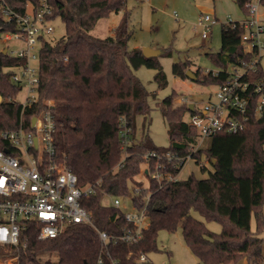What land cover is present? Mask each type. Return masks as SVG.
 I'll use <instances>...</instances> for the list:
<instances>
[{"label": "trees", "instance_id": "obj_1", "mask_svg": "<svg viewBox=\"0 0 264 264\" xmlns=\"http://www.w3.org/2000/svg\"><path fill=\"white\" fill-rule=\"evenodd\" d=\"M38 0H8L16 10H23L26 2ZM53 17L64 24V34L46 42L40 49L38 67V106L21 108L14 99L20 90L10 78L9 67L20 59L0 52V131L26 125L38 109L49 106L54 122V155L77 176L78 184L100 180L99 189L81 199V205L91 212L92 223L105 231L109 238L103 244L97 232L87 224L74 223L54 238L39 239V225L26 220L20 229L16 246L0 244V259L20 255L32 264H134L141 253L156 249L160 230L173 232L180 228L186 246L200 264H234L242 258L247 264L264 260V111L250 115L245 128L235 133L218 132L198 145L196 129L183 119L189 110L182 103L173 106L176 92L161 100V114L167 123L168 147H157L146 137L134 134V118L146 113L147 91L133 74L140 66L153 68L158 87L167 83L166 75L156 56L146 57L140 48L129 49L127 42L132 31L128 26L126 0H47ZM249 0H234L243 14H247ZM264 7V0H258ZM123 14L112 34L97 37L91 33L97 21L111 12ZM0 28L12 29L0 15ZM242 28L222 23L220 47L206 55L220 67L219 75H201L200 68L192 72L206 84L221 82L229 65L248 62L251 52L244 51ZM162 54L170 56V51ZM189 59L173 62L172 74L189 79L185 74ZM251 80H264V70L258 64ZM191 80V79H189ZM125 116L131 128V142L122 159L118 136L119 116ZM5 143L0 138V148ZM175 155L190 154L196 163L202 155L212 169L207 176L197 178L191 172L184 179L156 181L150 174L155 160L148 163V185L134 180L140 171L143 154L148 151ZM121 160V165H114ZM166 171L178 174L183 164L172 159ZM135 185L138 190H135ZM104 194L129 196L132 205L146 204L149 226L135 243L121 241L115 236L130 227L120 208L102 204ZM199 213L205 220L217 221L219 232L209 230L194 217ZM252 221L255 227L252 229ZM51 256H55L52 259Z\"/></svg>", "mask_w": 264, "mask_h": 264}, {"label": "built area", "instance_id": "obj_2", "mask_svg": "<svg viewBox=\"0 0 264 264\" xmlns=\"http://www.w3.org/2000/svg\"><path fill=\"white\" fill-rule=\"evenodd\" d=\"M246 6L248 12L245 17L239 20L227 17L224 23L237 24L242 28L241 42L244 51L252 53L251 59L240 65H229L226 77L215 84L216 90L208 94L206 100L195 102L184 96L178 99L179 104H192L185 121L196 129L199 141L218 132H239L245 128L252 113L257 116L264 111V80H251L248 76L250 72H255L264 56V21L258 0H249ZM0 15L13 27L0 28L1 41L20 43L19 47L10 51L6 49V52L20 59L19 64L9 69L12 82L20 90H26L25 99L20 102L21 108L37 107L40 49L52 40L53 22L57 18L53 17L52 6L47 0H38L37 3L27 1L21 11L14 9L8 0H0ZM216 22L218 19L209 14L198 18L196 24L203 39ZM201 71L212 76L220 73L219 69ZM50 104L51 101L47 100L46 106L30 116L28 124L20 123L16 128L0 131V138L5 143L0 148V244L16 246L26 220H34L39 225V239L54 238L70 225L83 223L92 227L105 244L108 234L94 226L91 212L81 205L82 198L99 189L100 180L78 184L76 174L63 161L57 160L54 155L55 122ZM118 120L123 159L131 142V132L125 116H119ZM161 158L167 162L174 159L184 165L191 155L154 150L144 153V173L148 172V163L155 160L150 175L158 182L178 178V174L163 170L165 164L160 161ZM120 165L121 160L114 168ZM121 198L104 194L102 204L120 208L124 221L130 224L115 238L135 243L149 226L148 210L146 204L135 207L131 199L130 209H124ZM147 254L141 253L134 264H153ZM95 264H102V260L99 258Z\"/></svg>", "mask_w": 264, "mask_h": 264}, {"label": "rangeland", "instance_id": "obj_3", "mask_svg": "<svg viewBox=\"0 0 264 264\" xmlns=\"http://www.w3.org/2000/svg\"><path fill=\"white\" fill-rule=\"evenodd\" d=\"M125 10L128 13V26L132 31L127 42L128 48L149 47L159 49L160 54L156 57L167 80L166 85L160 88L153 79L155 74L153 68L140 66L133 69V74L147 91L145 101L148 107L146 113L135 115L134 134L138 138L141 136L148 138L157 147L165 148L169 145V139L167 123L161 114V100L175 91L176 97L172 101L173 106L179 105L180 96L188 97L195 102H202L207 99L208 94L213 93L217 88L215 84H206L174 76L171 71L172 63L189 59L191 64L187 70L193 71L200 68L201 75H205L201 70L215 71L220 69L209 59L206 53L219 49L220 28L226 18L241 17L243 12L234 0H126ZM123 12V10L117 13L111 12L107 17L99 19L91 33L97 37L111 35L112 29L119 22ZM204 14L215 16L218 22L212 25L209 35L203 39L196 23L198 18ZM260 14L264 19L263 6L260 7ZM53 25L54 32L51 41L58 39L65 32L61 20L55 19ZM19 46V42H2L0 39V52L4 48L10 51ZM165 50L170 51V56L162 54ZM260 66L264 70V56L260 59ZM25 94V89L19 90L14 99L23 102ZM2 100L0 95V102ZM183 119H188L187 113L184 114ZM198 145H204L203 141H199ZM202 165L206 166L207 169H212L204 155L200 157L198 163L193 158L187 159L178 172V178L184 179L191 172L197 178L206 177L207 170H200ZM145 167L143 161L140 162V171L134 176V180L141 182L143 186L148 185V176L144 173ZM136 187L138 186L135 185ZM131 195L121 198L124 209H130ZM193 215L202 220L209 230L220 231L221 226L217 221L205 220L195 211ZM251 225L254 229V221ZM261 233L264 234V229ZM147 255L153 264H200L184 243L180 228L173 232L160 230L156 237V249ZM16 256L15 258L0 259V264H32L22 253ZM51 258L55 259V256H51ZM244 259L242 258L234 264H246V259ZM260 264H264V260Z\"/></svg>", "mask_w": 264, "mask_h": 264}, {"label": "water", "instance_id": "obj_4", "mask_svg": "<svg viewBox=\"0 0 264 264\" xmlns=\"http://www.w3.org/2000/svg\"><path fill=\"white\" fill-rule=\"evenodd\" d=\"M142 54L146 57H152V56H157L160 54V50L159 49H154V48H149V47H144L141 49ZM2 53L5 54L6 53V48H4L2 50ZM185 74L187 75V77L191 80H195L196 79V75L191 71V70H186ZM188 109L192 108V104H188ZM34 120V118L32 119V121Z\"/></svg>", "mask_w": 264, "mask_h": 264}, {"label": "crops", "instance_id": "obj_5", "mask_svg": "<svg viewBox=\"0 0 264 264\" xmlns=\"http://www.w3.org/2000/svg\"><path fill=\"white\" fill-rule=\"evenodd\" d=\"M262 7V6H261ZM243 17H245V14H242V16L241 17H238V18H234V19H236V20H239V19H242ZM263 21H264V19H263ZM245 260V259H244ZM246 262V261H245ZM247 264V263H246Z\"/></svg>", "mask_w": 264, "mask_h": 264}]
</instances>
